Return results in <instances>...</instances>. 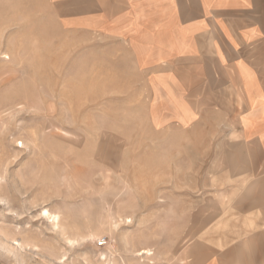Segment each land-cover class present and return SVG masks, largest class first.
<instances>
[{"label": "rangeland", "instance_id": "374dc122", "mask_svg": "<svg viewBox=\"0 0 264 264\" xmlns=\"http://www.w3.org/2000/svg\"><path fill=\"white\" fill-rule=\"evenodd\" d=\"M61 21L0 0V262L264 264L263 155L214 107L159 115L137 52Z\"/></svg>", "mask_w": 264, "mask_h": 264}, {"label": "crops", "instance_id": "0c3cea01", "mask_svg": "<svg viewBox=\"0 0 264 264\" xmlns=\"http://www.w3.org/2000/svg\"><path fill=\"white\" fill-rule=\"evenodd\" d=\"M52 1L61 29L138 53L155 108L168 109L159 115L184 119L214 107L223 129L236 124L252 161L264 157V0Z\"/></svg>", "mask_w": 264, "mask_h": 264}, {"label": "bare ground", "instance_id": "6f19581e", "mask_svg": "<svg viewBox=\"0 0 264 264\" xmlns=\"http://www.w3.org/2000/svg\"><path fill=\"white\" fill-rule=\"evenodd\" d=\"M4 57L9 58L8 55H5ZM21 145H22V143H21ZM43 214L47 219H49L51 222H53L55 227L58 229V226L60 224L59 216L56 214H52L48 209H45ZM70 242L74 243L75 241L70 240ZM14 244L17 246H20V248H24L23 247L24 245L18 241L14 242ZM144 254H151V252L149 249H143L140 252H138V255L143 256Z\"/></svg>", "mask_w": 264, "mask_h": 264}, {"label": "built area", "instance_id": "2783aa9c", "mask_svg": "<svg viewBox=\"0 0 264 264\" xmlns=\"http://www.w3.org/2000/svg\"><path fill=\"white\" fill-rule=\"evenodd\" d=\"M108 243H109V240L107 236H103L99 238V240H97L98 247H106ZM0 264H3V263L0 262Z\"/></svg>", "mask_w": 264, "mask_h": 264}]
</instances>
